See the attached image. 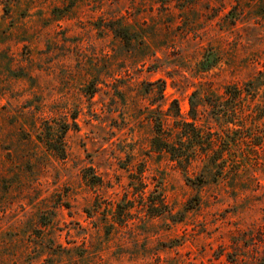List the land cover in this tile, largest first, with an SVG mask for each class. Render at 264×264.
<instances>
[{
  "label": "rangeland",
  "instance_id": "rangeland-1",
  "mask_svg": "<svg viewBox=\"0 0 264 264\" xmlns=\"http://www.w3.org/2000/svg\"><path fill=\"white\" fill-rule=\"evenodd\" d=\"M248 81L196 120L253 137L223 165L151 150L174 101ZM261 108L264 0H0V264H264ZM73 114L60 159L42 132Z\"/></svg>",
  "mask_w": 264,
  "mask_h": 264
},
{
  "label": "trees",
  "instance_id": "trees-1",
  "mask_svg": "<svg viewBox=\"0 0 264 264\" xmlns=\"http://www.w3.org/2000/svg\"><path fill=\"white\" fill-rule=\"evenodd\" d=\"M121 36L123 37L125 35L122 34ZM250 83L251 81L244 83L243 89L236 85H226L224 87L223 101L219 100L220 96L207 94L203 97H199L198 92L196 90L193 91L189 97L188 120L180 116L178 105L176 101H174L173 104L175 110L172 121V138L175 139L172 142H168V138H166L168 135L163 130V119L155 117L153 123L156 126V135L151 140V150L157 153H161L165 150L169 152L171 158L177 160V162L182 163L181 161H184L185 163H188V165L196 160L200 154H207V152L211 151L213 155L209 156V161L213 164L216 159L221 158L219 164L221 163L223 165L226 160L222 158V153L230 152L229 146L236 144L235 135H237L238 138H244L246 142H251L253 137L242 134L247 132V130L243 128L242 121L240 120L232 121L231 119V122H236L235 124L239 126L238 128L229 129L226 127L220 130H211L209 126L203 128V126L196 123V120L198 119L199 114L206 111L209 114L222 113L226 116H234L235 106L244 99L242 93L247 92L250 94V92H248L250 89L245 88V86H249ZM148 84L151 85L153 83L150 82ZM158 88L159 92L162 93V85ZM89 94H93V91ZM200 106L202 109H199ZM262 110L264 111V108ZM262 110H259L258 116L264 117V113H260ZM70 118V121L63 118L60 123L56 122L55 127L53 125L45 126L44 131L42 132L44 146L60 159H65L68 154L65 143L67 131L69 129H77V123L75 120L76 115L73 114ZM261 137H264V135H261ZM38 138L41 140L39 135ZM255 144L260 143L258 141ZM214 145L217 147L214 148ZM233 162L232 159L231 164Z\"/></svg>",
  "mask_w": 264,
  "mask_h": 264
}]
</instances>
